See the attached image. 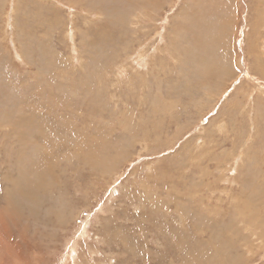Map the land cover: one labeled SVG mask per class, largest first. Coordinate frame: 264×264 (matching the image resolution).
<instances>
[{
  "label": "rangeland",
  "instance_id": "1",
  "mask_svg": "<svg viewBox=\"0 0 264 264\" xmlns=\"http://www.w3.org/2000/svg\"><path fill=\"white\" fill-rule=\"evenodd\" d=\"M0 264H264V0H0Z\"/></svg>",
  "mask_w": 264,
  "mask_h": 264
},
{
  "label": "bare ground",
  "instance_id": "2",
  "mask_svg": "<svg viewBox=\"0 0 264 264\" xmlns=\"http://www.w3.org/2000/svg\"><path fill=\"white\" fill-rule=\"evenodd\" d=\"M218 8V7H217ZM216 6L215 7H212L211 8V11L213 14H215V16L217 17V13H216V10H217ZM212 20V19H211ZM219 20V19H218ZM217 22V20H213L211 22H204L205 24H209V25H212L213 23ZM162 31V30H161ZM154 37V36H153ZM156 38V37H155ZM197 40H199V38L197 37ZM148 41V40H147ZM211 48V47H210ZM212 49V48H211ZM259 61V60H258ZM121 76V75H120ZM262 81V80H261ZM6 209V208H5ZM16 211V210H15ZM12 215H15L16 213L15 212H11L9 211ZM2 261V260H1Z\"/></svg>",
  "mask_w": 264,
  "mask_h": 264
}]
</instances>
